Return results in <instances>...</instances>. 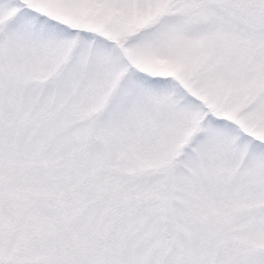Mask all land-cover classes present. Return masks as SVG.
Masks as SVG:
<instances>
[{"label":"snow or ice","instance_id":"obj_1","mask_svg":"<svg viewBox=\"0 0 264 264\" xmlns=\"http://www.w3.org/2000/svg\"><path fill=\"white\" fill-rule=\"evenodd\" d=\"M0 264H264V0H0Z\"/></svg>","mask_w":264,"mask_h":264}]
</instances>
